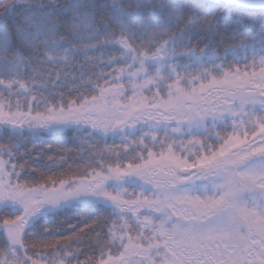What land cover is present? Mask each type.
Returning <instances> with one entry per match:
<instances>
[{
  "label": "snow or ice",
  "instance_id": "snow-or-ice-1",
  "mask_svg": "<svg viewBox=\"0 0 264 264\" xmlns=\"http://www.w3.org/2000/svg\"><path fill=\"white\" fill-rule=\"evenodd\" d=\"M68 133L136 154L30 186L0 143V264H264V0H0V140Z\"/></svg>",
  "mask_w": 264,
  "mask_h": 264
},
{
  "label": "trees",
  "instance_id": "trees-1",
  "mask_svg": "<svg viewBox=\"0 0 264 264\" xmlns=\"http://www.w3.org/2000/svg\"><path fill=\"white\" fill-rule=\"evenodd\" d=\"M113 54L118 55V53H113ZM99 56H101V53H93L90 58L95 59L96 57ZM228 59L232 60V57L230 56ZM80 61L83 62V57L80 58ZM217 63H219V61H217ZM224 63L227 64L228 61L226 60L224 61ZM245 65L246 63L245 60L243 59L238 64L240 68H243ZM104 71L110 72L112 71V69L109 68V69H105ZM62 91L64 92L65 96L69 98H74L76 95L75 91H73L70 94L68 89L66 88L62 89ZM82 91H88L89 94H95L91 92L90 89H82ZM228 123L230 124L231 121L228 120ZM215 131L219 132L222 136H227L229 133H231L232 129L225 124H218V126L215 127ZM71 135L72 133H68L67 136L63 134H59L58 136H49V137H32L26 135L23 138V141H17L15 139H11L9 141L8 137H4L2 140H0V143H3L5 145H8L9 143L11 145H16L17 143L23 144V146L20 148V152L16 154V159L13 161V163L17 165H23L26 171L21 173L22 176L21 182H28L30 186L35 183L46 184L49 179H56V180H58L59 178L75 179L80 177L83 174L87 164L89 163V159H88L89 151L104 154L106 158L108 156L107 149H113L117 152H120L121 156H123L124 151H128L130 155L136 154L134 152H131L130 148L124 149V146L119 136L113 137L111 135H108L107 137H104L102 135H98L93 139L86 141V145H90L91 146L90 148H88L87 146L85 148H80L79 139L75 143L68 142V137H70ZM138 136L139 134H137V137L135 138H138ZM157 137L158 139H163L164 134H159L157 135ZM172 138L176 140L177 144H179L180 141H183L185 144H187L190 140L193 139L202 142L205 141L206 139L205 136L197 135L193 137L187 135V133H185V135L183 136H174ZM128 139L129 141H131L134 139V137H129ZM171 142L172 141L170 139L169 143ZM207 142L213 143V141L211 140H208ZM132 147H135V145L133 144ZM216 147L218 148L219 146L216 145ZM29 149L31 151L28 152ZM174 150L176 151L177 155L181 154L178 149H174ZM153 151H159V149L154 148ZM192 151H194V149ZM62 155L67 160V163L63 165L60 164V159ZM144 155H146V153H144ZM5 159L8 158L5 157ZM97 159H99V157H97ZM129 162L130 161L125 160L124 166L126 167L127 163ZM17 171H19V168L17 169ZM48 187L51 188L52 185L48 184ZM67 215L71 217L75 215V213L68 212ZM49 219L51 218L49 217ZM58 219L59 221L63 222L64 215H60ZM72 223L76 224L77 221L73 220ZM80 228L83 229L85 232L87 231V229L84 228L83 224L80 225ZM58 231L63 233L64 237L72 236V233L67 230V225H64L63 227L59 228ZM47 239L51 240L53 243L58 242L57 247L68 242L66 241V239H62L60 235L49 237ZM73 239H75V237H73ZM88 244H89V240L88 238L85 237L83 239V243L79 247L81 251L87 252V255L91 257L92 253L87 251ZM73 247L75 248L77 246L73 245ZM37 248L38 250L51 251V248L44 249L41 245H37ZM84 258H85L84 256H81V260H83ZM73 264H75V262H73Z\"/></svg>",
  "mask_w": 264,
  "mask_h": 264
},
{
  "label": "rangeland",
  "instance_id": "rangeland-1",
  "mask_svg": "<svg viewBox=\"0 0 264 264\" xmlns=\"http://www.w3.org/2000/svg\"><path fill=\"white\" fill-rule=\"evenodd\" d=\"M257 59H259V58H257ZM251 62H252V60H251ZM245 69H250V68H245ZM257 72H258V70H256ZM249 72V71H248ZM144 95H146L145 93H144ZM149 98V97H148ZM124 102H126V101H124ZM228 118H230V117H228ZM233 151H235V150H233Z\"/></svg>",
  "mask_w": 264,
  "mask_h": 264
},
{
  "label": "bare ground",
  "instance_id": "bare-ground-1",
  "mask_svg": "<svg viewBox=\"0 0 264 264\" xmlns=\"http://www.w3.org/2000/svg\"><path fill=\"white\" fill-rule=\"evenodd\" d=\"M29 151H31V150L29 149L28 152H29ZM46 157H47V155H46Z\"/></svg>",
  "mask_w": 264,
  "mask_h": 264
}]
</instances>
